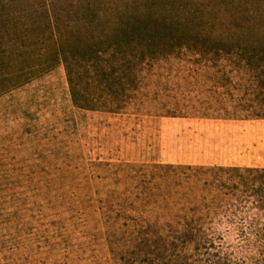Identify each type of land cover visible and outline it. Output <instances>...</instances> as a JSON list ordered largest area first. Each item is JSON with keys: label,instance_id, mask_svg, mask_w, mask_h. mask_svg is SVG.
Here are the masks:
<instances>
[{"label": "rangeland", "instance_id": "1", "mask_svg": "<svg viewBox=\"0 0 264 264\" xmlns=\"http://www.w3.org/2000/svg\"><path fill=\"white\" fill-rule=\"evenodd\" d=\"M54 2L67 25L86 8L105 18L119 5L125 18L150 21L145 37L155 41L134 32L83 75L92 98L123 110L79 109L63 65L35 78L29 55L11 53L10 40L24 32L22 21L5 26L6 7L0 264H136L150 249L137 233L161 216L160 166L264 169V117L255 118L264 114V0ZM34 48L41 58L42 45Z\"/></svg>", "mask_w": 264, "mask_h": 264}, {"label": "trees", "instance_id": "2", "mask_svg": "<svg viewBox=\"0 0 264 264\" xmlns=\"http://www.w3.org/2000/svg\"><path fill=\"white\" fill-rule=\"evenodd\" d=\"M34 1L39 0H11L8 5L0 0V18L8 15L5 26L19 28L17 22L22 21L24 35L34 42H24V35L11 39V53L29 55L28 70L35 78L63 65L72 101L79 109H107L113 113L123 110L125 103L92 98L88 90L91 84L83 75L87 77L94 68H102L99 59L118 53L122 38L133 39L134 32L151 47L155 38L145 36L153 29L152 23L125 18L123 8L117 5L105 18L96 8H86L84 17L67 25L54 0H43L39 8L32 5ZM20 2L31 7L16 8ZM7 9L12 11L5 15ZM162 25L171 26L167 20ZM35 44L42 45L41 58L30 55ZM140 66L142 71L144 61ZM110 94L115 97L118 92L113 89ZM263 117L264 114L255 118ZM159 168L164 174L154 187L158 190L155 204L161 216L156 223L150 220L147 226L142 225L137 233L138 246L150 249L136 264H264V169Z\"/></svg>", "mask_w": 264, "mask_h": 264}]
</instances>
